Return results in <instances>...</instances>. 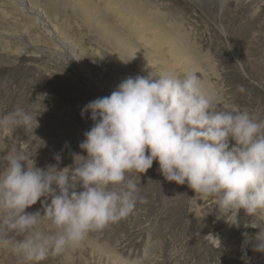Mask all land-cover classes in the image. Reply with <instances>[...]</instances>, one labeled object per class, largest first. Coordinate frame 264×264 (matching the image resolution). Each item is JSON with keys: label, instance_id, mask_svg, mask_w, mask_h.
I'll use <instances>...</instances> for the list:
<instances>
[{"label": "clouds", "instance_id": "9594fccd", "mask_svg": "<svg viewBox=\"0 0 264 264\" xmlns=\"http://www.w3.org/2000/svg\"><path fill=\"white\" fill-rule=\"evenodd\" d=\"M86 112L94 126L79 147L87 156L73 154L72 167L41 169L21 152L0 157V248L18 264L75 251L126 219L146 202L137 180L154 162L167 182L186 184L192 200H213L235 222L243 210L252 227L264 221V119L217 103L195 71L129 77ZM32 122L18 108L0 128ZM41 201L43 214L26 212ZM254 250L264 253V230Z\"/></svg>", "mask_w": 264, "mask_h": 264}, {"label": "rangeland", "instance_id": "374dc122", "mask_svg": "<svg viewBox=\"0 0 264 264\" xmlns=\"http://www.w3.org/2000/svg\"><path fill=\"white\" fill-rule=\"evenodd\" d=\"M144 1L148 12L174 21L180 33H189L194 53L213 64L218 79L209 81L220 103L264 119V0ZM70 31L78 37L74 27ZM117 31L128 35L135 47L147 49L124 28ZM28 37L24 36L23 44L27 50L18 56L0 40V119L18 108L33 117L30 127L0 128V157L21 152L33 155L38 168L58 164L62 170L73 166V154L87 156L79 146L94 125L91 112L83 110L90 102L111 95L106 69L114 72L118 86L129 77L150 73L129 56L121 62L107 55L102 64L88 67L89 77L77 74L72 80L69 77L78 68L72 56L63 62L48 48L34 47ZM86 46L98 52L103 47L88 40ZM157 58L146 59L158 68L168 60ZM164 71L175 74L174 65ZM137 183L145 203L138 202L126 219L90 234L75 251L50 257L43 264H264V253L254 250L264 221L252 227L254 218L243 210L235 222L230 215H220L213 200H192L195 193L186 184L167 182L158 162ZM41 205L42 201L26 212L42 213ZM231 221L235 223L230 232L215 245L210 236L221 233ZM0 264L18 261L0 248Z\"/></svg>", "mask_w": 264, "mask_h": 264}, {"label": "bare ground", "instance_id": "6f19581e", "mask_svg": "<svg viewBox=\"0 0 264 264\" xmlns=\"http://www.w3.org/2000/svg\"><path fill=\"white\" fill-rule=\"evenodd\" d=\"M177 26L174 21H163L157 13L148 12L147 3L143 0H0V40L3 47L8 52L21 55L27 50L23 45L24 36H29L33 41L30 44L36 48H48L45 50L63 62L68 61L66 56H72L78 68L69 79L75 80L77 74L89 77L88 67L102 64L108 59L107 55L116 56L121 62L124 56H129L150 74L164 73L171 64L176 75L193 70L213 93L209 79H218L215 67L204 56L194 53L195 45L190 42V34L186 31L180 33ZM73 27L78 31V37L71 33ZM119 27L147 49L142 51L135 47L128 35L119 34ZM85 40L97 41L103 47L99 52L85 47ZM151 55L159 56L157 59L162 61L168 57V60L158 68L156 62L151 65L147 61ZM106 70L111 78L109 89L112 93L118 82L114 80L115 74L110 67ZM85 80L88 82L87 78ZM216 102L226 107V103H220L217 98ZM231 222L221 233L210 236L215 245L220 244L222 237L230 232L234 225Z\"/></svg>", "mask_w": 264, "mask_h": 264}]
</instances>
